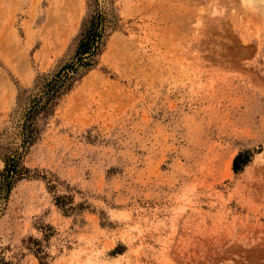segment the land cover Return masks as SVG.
<instances>
[{
	"label": "rangeland",
	"instance_id": "obj_1",
	"mask_svg": "<svg viewBox=\"0 0 264 264\" xmlns=\"http://www.w3.org/2000/svg\"><path fill=\"white\" fill-rule=\"evenodd\" d=\"M99 15L92 65L24 148ZM16 150L14 264H264V0H0V170Z\"/></svg>",
	"mask_w": 264,
	"mask_h": 264
},
{
	"label": "trees",
	"instance_id": "obj_2",
	"mask_svg": "<svg viewBox=\"0 0 264 264\" xmlns=\"http://www.w3.org/2000/svg\"><path fill=\"white\" fill-rule=\"evenodd\" d=\"M103 17L101 15L94 17L89 26L82 33L78 49L74 59L62 66L58 72L47 82L43 83L41 95L31 100V106L26 110L24 123L22 125V145L24 148L33 140L35 134L34 119L35 116L48 104L53 101L61 90L71 84L75 74L81 67L92 65V59L98 51L102 40ZM68 86V88H70ZM11 153L6 158L5 167L0 170V209L1 204L6 201L16 181L23 177L27 169L22 165L21 153ZM245 153H240L235 160V169L241 168L244 161ZM0 264H14L3 256L0 247Z\"/></svg>",
	"mask_w": 264,
	"mask_h": 264
}]
</instances>
